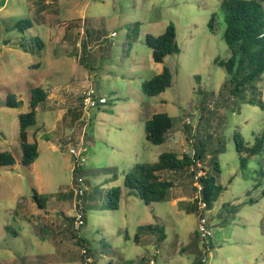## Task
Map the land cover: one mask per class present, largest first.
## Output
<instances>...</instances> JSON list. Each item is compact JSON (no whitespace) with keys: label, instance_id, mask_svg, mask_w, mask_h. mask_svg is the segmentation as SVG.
<instances>
[{"label":"rangeland","instance_id":"1","mask_svg":"<svg viewBox=\"0 0 264 264\" xmlns=\"http://www.w3.org/2000/svg\"><path fill=\"white\" fill-rule=\"evenodd\" d=\"M223 1L229 0H47L59 9V23L51 26L40 21L33 0H0V151L16 161L0 168V264H82L54 258L70 243V222L61 215L76 217L82 200L87 220L82 234L94 264H195L196 256L206 264H264V152L241 169L234 142L239 133L244 143H254L264 129V108L238 99L222 110L213 106L226 79L215 60L231 55L222 39ZM71 22L73 38L62 42ZM169 24L180 52L158 63L145 35L157 37ZM163 66L170 68L171 86L148 97L141 83ZM257 86L264 99V76ZM36 87L48 100L45 108H36V124L28 129L29 141L38 145L29 169L21 164L18 115L30 110ZM90 87L107 104L70 121L71 104L77 108ZM9 95L20 101L17 108L5 106ZM154 113L173 120L166 142L157 146L144 131ZM202 144L221 150L216 183L222 192L204 212L211 225L205 241L195 236L203 210L198 204L188 211L191 182L176 183L170 201L149 205L124 187L134 165ZM71 148L84 156L77 174ZM114 187L122 189L118 209H104ZM34 192L47 197L46 207H37ZM62 222L65 230L58 234ZM156 223L166 234L159 248L147 236L134 242L138 226Z\"/></svg>","mask_w":264,"mask_h":264},{"label":"trees","instance_id":"2","mask_svg":"<svg viewBox=\"0 0 264 264\" xmlns=\"http://www.w3.org/2000/svg\"><path fill=\"white\" fill-rule=\"evenodd\" d=\"M33 1L35 11L40 14L42 23L48 24L50 21L52 22L51 26L59 23V9L56 4L47 3V0ZM221 8L225 25L222 39L229 48L231 55L227 60H215V64L224 69L226 79L218 90L213 106L215 110H222L229 108L232 101L238 99L241 103L258 105L264 108V99H262V94L258 91L257 86L262 80V76H264V5L257 0H229L227 2L223 1ZM55 19L57 22H54ZM213 22L214 18H211L209 24L211 28ZM73 27V22L66 25L62 42L67 38H73ZM84 33L86 34V31ZM145 43L147 47L157 51L160 62L166 56H172L180 52L173 24H169L164 32L157 37L145 35ZM80 46L81 48L86 47L82 40ZM24 51L27 52V50ZM171 82L172 73L170 68L163 66L158 74L144 80L141 83V88L148 97H155L170 88ZM47 100V93L42 88L32 89L30 110L18 115V142L21 150V164L29 169L38 158V145L35 140L29 141L28 129L36 124V108L39 105L45 108ZM19 105L20 101H17L14 95H9L6 98V107L17 108ZM71 105L69 110H71L72 119L70 121L76 123L80 119L81 111H83L82 96H80V105L77 108L73 104ZM172 127L173 120L171 117L165 113H154L145 122V139L152 145H161L166 142L167 135ZM234 142L235 150L239 155L240 168L245 169L249 157L264 152V129L257 134L252 145L244 143L239 133H235ZM220 152V149L208 150L202 144V149L201 147L196 148L182 155L172 152L163 153L159 155L158 160L154 163L136 164L124 178V187L129 190L127 195H135L145 205L162 203L172 199L171 191L176 183L191 182L194 196L188 211L195 212L200 202H204L206 210H208L222 192V187L216 183V176L220 172L217 155ZM15 162L12 153L0 151V168L11 167ZM79 169L80 166L76 165L74 172L76 174L80 173ZM197 170H200L202 175L197 176ZM261 175H264V171H261ZM198 187H200L199 191ZM121 195V187L110 189L107 196L109 201L103 205V208L117 210ZM262 195H264V192H262ZM83 196L84 192L77 195L78 199ZM32 198L38 208L46 207L47 197H42L34 192ZM78 213L81 215L82 222L78 228L74 226V217L61 215L63 221L70 222V243L69 246L56 250L57 254L54 256L56 262L64 257L82 264H87L88 260L91 259L92 262L89 264H94L89 242L82 234V230L87 224L84 200L80 202ZM203 213L199 212L198 216H202ZM62 224L63 222L58 226L60 230L58 234L65 230V226ZM141 236H147L148 239L153 240L154 245L158 248L166 239L165 229L158 223L138 226L134 234L136 244L140 243ZM195 236L199 238L197 230ZM198 254H200L199 251ZM145 259L143 257L141 262L146 261ZM205 261L206 259L202 256H196L195 258V264H206Z\"/></svg>","mask_w":264,"mask_h":264},{"label":"built area","instance_id":"3","mask_svg":"<svg viewBox=\"0 0 264 264\" xmlns=\"http://www.w3.org/2000/svg\"><path fill=\"white\" fill-rule=\"evenodd\" d=\"M107 103V100L105 97L99 95V93L92 87L87 88L83 91L82 95V106L84 111L95 109L97 106H103ZM86 122V120H85ZM88 122V121H87ZM69 154L73 156L75 165L82 164L84 162V156L82 155L81 149L71 148L69 150ZM200 190V187H198V191ZM82 194V192L80 193ZM200 208L203 210V212L206 211V204L204 202L199 203ZM74 226L78 228L80 226L81 222V215L78 213L76 215ZM210 222L208 221V217L202 214V216L199 217L198 223H197V233L199 236V239L204 241L208 236H210ZM205 263H207L205 261ZM149 264H153L152 261Z\"/></svg>","mask_w":264,"mask_h":264},{"label":"water","instance_id":"4","mask_svg":"<svg viewBox=\"0 0 264 264\" xmlns=\"http://www.w3.org/2000/svg\"><path fill=\"white\" fill-rule=\"evenodd\" d=\"M154 52H153V59H154V61L155 62H160V59H159V57H158V53H157V51L156 50H153Z\"/></svg>","mask_w":264,"mask_h":264},{"label":"crops","instance_id":"5","mask_svg":"<svg viewBox=\"0 0 264 264\" xmlns=\"http://www.w3.org/2000/svg\"><path fill=\"white\" fill-rule=\"evenodd\" d=\"M162 69V68H161Z\"/></svg>","mask_w":264,"mask_h":264}]
</instances>
